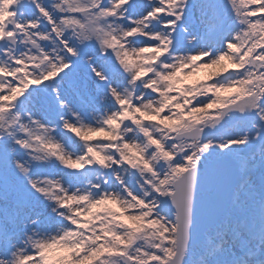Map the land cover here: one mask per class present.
Segmentation results:
<instances>
[{
	"label": "snow or ice",
	"instance_id": "obj_1",
	"mask_svg": "<svg viewBox=\"0 0 264 264\" xmlns=\"http://www.w3.org/2000/svg\"><path fill=\"white\" fill-rule=\"evenodd\" d=\"M0 264H264V0H0Z\"/></svg>",
	"mask_w": 264,
	"mask_h": 264
},
{
	"label": "rangeland",
	"instance_id": "obj_2",
	"mask_svg": "<svg viewBox=\"0 0 264 264\" xmlns=\"http://www.w3.org/2000/svg\"><path fill=\"white\" fill-rule=\"evenodd\" d=\"M206 71L207 70H201L200 73H199L200 77H203L206 74Z\"/></svg>",
	"mask_w": 264,
	"mask_h": 264
}]
</instances>
